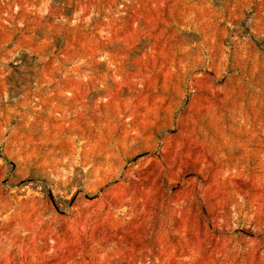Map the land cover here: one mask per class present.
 Returning a JSON list of instances; mask_svg holds the SVG:
<instances>
[{
    "label": "rangeland",
    "instance_id": "rangeland-1",
    "mask_svg": "<svg viewBox=\"0 0 264 264\" xmlns=\"http://www.w3.org/2000/svg\"><path fill=\"white\" fill-rule=\"evenodd\" d=\"M0 264H264V0H0Z\"/></svg>",
    "mask_w": 264,
    "mask_h": 264
}]
</instances>
